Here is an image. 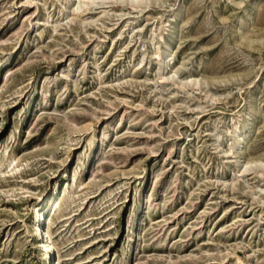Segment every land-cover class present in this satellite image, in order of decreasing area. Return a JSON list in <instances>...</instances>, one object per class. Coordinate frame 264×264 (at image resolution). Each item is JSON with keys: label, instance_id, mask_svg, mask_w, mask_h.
I'll use <instances>...</instances> for the list:
<instances>
[{"label": "rangeland", "instance_id": "1", "mask_svg": "<svg viewBox=\"0 0 264 264\" xmlns=\"http://www.w3.org/2000/svg\"><path fill=\"white\" fill-rule=\"evenodd\" d=\"M80 2L0 0V264H264V0Z\"/></svg>", "mask_w": 264, "mask_h": 264}, {"label": "bare ground", "instance_id": "2", "mask_svg": "<svg viewBox=\"0 0 264 264\" xmlns=\"http://www.w3.org/2000/svg\"><path fill=\"white\" fill-rule=\"evenodd\" d=\"M82 6L77 7L74 11L75 12H81L83 7H90L91 5H97L98 3L96 0H79ZM143 0H131V2H139ZM249 130V127L244 128H236V134H235V148L239 147L244 139V136L247 134ZM248 164H257V162H247ZM43 213V211L36 210L37 217L35 218L33 222V233L35 234L37 238V244L41 248V253L43 255V260H45L46 264H57L55 263V260L51 256L52 253V241L50 240V233L44 229L46 216ZM43 221V226H41V223Z\"/></svg>", "mask_w": 264, "mask_h": 264}]
</instances>
